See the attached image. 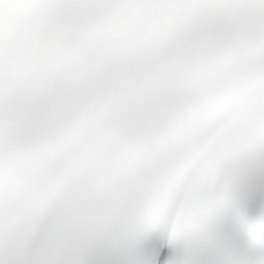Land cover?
<instances>
[{
  "label": "snow or ice",
  "instance_id": "6c2138e0",
  "mask_svg": "<svg viewBox=\"0 0 264 264\" xmlns=\"http://www.w3.org/2000/svg\"><path fill=\"white\" fill-rule=\"evenodd\" d=\"M0 264H264V0H0Z\"/></svg>",
  "mask_w": 264,
  "mask_h": 264
}]
</instances>
